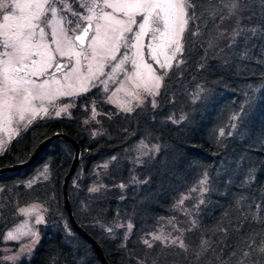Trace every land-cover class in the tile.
I'll list each match as a JSON object with an SVG mask.
<instances>
[{
    "label": "trees",
    "instance_id": "16d2710c",
    "mask_svg": "<svg viewBox=\"0 0 264 264\" xmlns=\"http://www.w3.org/2000/svg\"><path fill=\"white\" fill-rule=\"evenodd\" d=\"M216 5L221 6L219 0ZM206 7L208 0H200L198 12ZM241 7L239 26L246 31L235 42V17L223 22L216 18L213 24L205 13L196 22L201 34L191 37L196 43L186 51L185 63L168 71L160 94L152 97L155 108L150 98L130 113L117 111L95 87L76 100L70 117L31 124L0 154V168L27 160L54 133L68 134L81 147L68 185L74 216L110 264H237L239 257L264 264V3L242 0ZM246 93L255 102L241 114ZM93 101L99 110L93 123L99 125V135L84 125ZM221 128L225 135H220ZM143 137L159 145V151L136 163L130 148ZM73 156L70 143L55 139L32 166L0 175V184H6L45 162L54 170L57 211H49L31 256L17 264H101L89 242L72 229L63 208L62 184ZM134 176L148 182H133ZM203 178L209 191L198 208V227L183 234L189 252L180 254L179 247L160 241L152 248L144 244L143 235L172 214L180 196ZM115 222L133 225L128 237L123 236L125 225L112 236L101 224ZM202 239L210 242L214 259L210 253L197 257Z\"/></svg>",
    "mask_w": 264,
    "mask_h": 264
},
{
    "label": "snow or ice",
    "instance_id": "6c2138e0",
    "mask_svg": "<svg viewBox=\"0 0 264 264\" xmlns=\"http://www.w3.org/2000/svg\"><path fill=\"white\" fill-rule=\"evenodd\" d=\"M241 2L219 0L221 6H217L216 0H208V7L198 12L200 0H0V133L7 132L11 140L21 124L26 128L37 116L41 119L51 117L54 111L59 117L74 106L71 102L56 104L61 97L83 95L94 87L109 93L108 82H115L118 72H123L124 78L119 80L117 88L111 90L106 102H111L118 92L123 91L143 104L146 96L160 94L159 89L165 83L168 70L173 68V61L177 68L185 63L186 51L190 52L196 43L191 37L199 36L202 31L196 22L201 21L205 13L212 18L213 24L216 18L223 22L235 17L236 27L231 33L233 42L246 31L239 26L240 12L243 11ZM190 22L193 28H189ZM145 38H148L147 45ZM213 46L214 42L210 40L209 47ZM145 47L149 60L165 71L158 73L153 64L145 60ZM128 64L130 68L125 67ZM256 91L252 90L253 93ZM199 96L198 92L196 97ZM246 96L248 99L246 106L241 108V114H246L245 108L255 102L253 95L246 93ZM151 103L155 108V99ZM120 110L133 111L123 105ZM92 112H96L95 101ZM260 142L264 143V139ZM4 143L0 139V154L4 151ZM154 148L159 151V145ZM137 163L143 161L138 157ZM47 172L45 167L42 174ZM133 182L148 181L134 176ZM204 182V179L200 181L201 184ZM97 190L91 189L93 192ZM178 203L183 205V199ZM199 203L204 201L201 199ZM40 207L42 205L32 204L19 211L29 214ZM198 207L195 206V212L182 209L185 215L194 217L188 231L198 227L199 222L195 218L198 217ZM43 220L44 217L38 215L36 223ZM132 227L131 223L127 224L129 230ZM19 228L26 229L20 235L38 237L26 221ZM106 230L109 233L113 231L111 227ZM180 231L176 237L171 233L165 235L163 229L151 235L164 246L176 245L187 251L183 230ZM5 239L18 237L9 231ZM143 242L149 248L153 247L149 240ZM210 247L207 239L201 240V251ZM261 251L264 252V248Z\"/></svg>",
    "mask_w": 264,
    "mask_h": 264
},
{
    "label": "rangeland",
    "instance_id": "374dc122",
    "mask_svg": "<svg viewBox=\"0 0 264 264\" xmlns=\"http://www.w3.org/2000/svg\"><path fill=\"white\" fill-rule=\"evenodd\" d=\"M74 6L78 7V5H74ZM190 24H189V28L191 26ZM185 35L188 36V32H186ZM144 43L145 45H147L148 38H145ZM147 51L148 50L145 47L144 49L145 60L152 63L153 67L157 69L158 73L161 71H165V70L159 69L158 65H156L154 61L149 60ZM172 63L173 65H175V61H173ZM125 67L130 68L131 65L128 64V65H125ZM105 71H108V69H105ZM123 78H124L123 72H118L115 82L114 81L108 82L110 92L109 93L103 92L106 98L111 94V90H114L115 88L119 86V80ZM247 89L252 90L255 88H252V89L247 88ZM160 90L161 88L159 89V92ZM80 96L82 95L59 98V100L55 102L56 104L59 105V104L71 102L74 106L69 108L67 112H62L59 117H56L53 111L51 117L44 116V118L70 117L72 114V110L76 105V100ZM149 99L150 101H152L153 100L152 96H146L145 102L146 100L148 101ZM125 101H127V103H125ZM107 103L114 106L117 109V111H121L120 110L121 105H123V107L125 108L130 107L134 110L135 108L142 106L144 104V103L140 104L138 100L132 98L131 96L126 95V93L123 91L118 92L117 96L113 97L112 101L107 102ZM92 107L93 106H91L88 111V116L84 118V125L92 128L90 129V131H92L93 135H99L102 132L100 130L99 125L95 127L93 124L98 121L97 116L99 114V110L95 106L96 112L95 114H93ZM55 110H59V108H56ZM39 119H41L40 116H37V118L33 121V123ZM29 126L30 125H28L25 128L24 125L21 124L18 128L17 134L13 136L14 139L19 138L21 133L24 130H26ZM221 131H223V135L226 134L224 128L220 129L219 131L220 135H221ZM7 136L8 134L6 136L2 135V138L0 136V139H3L5 142L7 140ZM154 146H155V143L151 142L148 137L147 138L143 137V139L135 143L130 148L131 157L134 159L136 163H137L138 157L142 161H144L145 159L152 157L157 152ZM45 167L48 168V172L42 174L43 169ZM203 179L205 180L204 184H201L200 182H198L195 185H193L187 193L180 196V198L173 205L172 214H170L167 217L162 218L159 221V223L156 225L155 230L145 233L143 235L142 242L146 239L149 240L150 243L156 242L157 240H154L152 238L151 233H159L161 229H163L165 235H168L169 233H171L172 237H176L181 234L180 230H183V234H184L186 229L191 227V221L194 217L185 215L182 209H187L190 212H195L197 210L195 206L202 205L199 203L201 199L204 201V203L206 202V199H207L206 195L209 191V185H208L209 182L207 181L206 178H203ZM30 181L32 182L31 186H29ZM182 199H183V205H180L178 202ZM55 200H56L55 177H54V170H53L51 162H45L41 165H38L34 169V172H32L30 175H28L25 178H20V179L11 181L6 184H0V264L2 263L17 264L20 260L24 258H29L31 256L34 248L36 247L37 243L39 242L41 238L42 226L48 223L49 211L50 210L57 211ZM32 204L42 205V207H40L37 211H32L29 214H22L19 211L20 208H28ZM45 209H47V211H45ZM38 215H42L44 217L43 222L39 224L36 223V219ZM170 220L171 222H169ZM25 221L27 222L29 228H31L33 231L38 233V237H31L30 235H20L21 231H26V229L19 228V226L22 225ZM101 224L105 229H107L108 227H111L113 229V231L111 232L112 236H115V232L118 231V229H121V227H117V225H122V226L125 225V231L123 232L124 239L128 237L131 232V230L127 228L128 223L123 224L122 222H117V223L115 222L111 224H103V223ZM64 226L66 229H68V226L66 224ZM9 231H12L13 235L17 236L18 239H15V240L5 239ZM33 240H36V242L33 243ZM178 249H181V248L179 247ZM181 250L182 251L180 252V254L182 253L186 254L189 252L188 249L187 251H185L184 249H181ZM196 250H197V253H200L203 255H207V253H210L208 250L201 251L200 247L196 248ZM210 254H211V258L214 259L212 253ZM6 257H18V258L17 259H6ZM241 261L243 262V264H257V261L251 262L250 260H247L245 258L244 260L241 257L237 258V264H239V262ZM53 264H57V261L53 260Z\"/></svg>",
    "mask_w": 264,
    "mask_h": 264
},
{
    "label": "water",
    "instance_id": "95a60500",
    "mask_svg": "<svg viewBox=\"0 0 264 264\" xmlns=\"http://www.w3.org/2000/svg\"><path fill=\"white\" fill-rule=\"evenodd\" d=\"M55 139H63L66 142L70 143L74 149V156L69 168L68 173L65 175L63 184H62V197H63V208L67 214L68 222L71 225L72 229L80 235L82 238H84L86 241L89 242V244L92 246V249L97 256L98 260L101 264H110V262L107 260L104 251L101 247V245L98 243V241L90 235L76 220L72 208V204L69 198V192H68V185L69 182L74 175V173L77 170L78 164L81 159V147L80 144L77 142L76 139L71 137L68 134L56 132L52 136L48 137L47 139L43 140L38 144V146L34 149L31 156L22 162L15 163L10 166H5L0 168V175L3 173H13L18 170H22L24 168H28L32 166L37 158L40 156L42 151L45 149L46 146H48L53 140Z\"/></svg>",
    "mask_w": 264,
    "mask_h": 264
},
{
    "label": "flooded vegetation",
    "instance_id": "af4514ba",
    "mask_svg": "<svg viewBox=\"0 0 264 264\" xmlns=\"http://www.w3.org/2000/svg\"><path fill=\"white\" fill-rule=\"evenodd\" d=\"M2 135L6 136V135H7V132H5V133H0L1 138H2ZM19 138H20V137H19ZM19 138L14 139V137H13L11 140H9V137L7 136V140L5 141V144H4V151H5L6 148L11 144L12 141H14V140H18ZM4 151H3V152H4Z\"/></svg>",
    "mask_w": 264,
    "mask_h": 264
}]
</instances>
